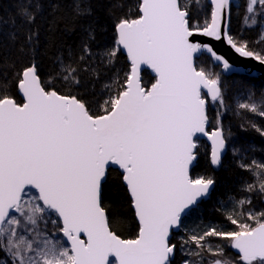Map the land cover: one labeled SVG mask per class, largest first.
<instances>
[{
	"label": "snow or ice",
	"instance_id": "1",
	"mask_svg": "<svg viewBox=\"0 0 264 264\" xmlns=\"http://www.w3.org/2000/svg\"><path fill=\"white\" fill-rule=\"evenodd\" d=\"M104 2L109 16L125 7V0ZM193 2L199 0H136L115 18L112 43L94 50L92 0H71L80 41L57 52L47 75L36 20L46 3L59 10V0H16L7 34L0 20V264H177L178 250L182 264H264V209L252 206L264 201V162L255 159L240 157L238 167L249 173L244 195L223 205L232 230L209 226L174 242L216 185L213 176L193 174L201 136L210 141L214 169L229 149L231 133L220 119L226 89L213 69L239 74L211 43L193 37L224 40L264 67V49L230 34V0H211L203 23L191 13ZM246 12L249 26L264 19V0H247ZM60 23L53 19L48 30ZM64 31L75 34V27ZM102 73L110 75L97 92ZM237 107L264 117V92L257 98L249 89ZM231 151L237 158L245 149ZM110 170L119 172L137 223L133 238L114 230L121 218L104 197Z\"/></svg>",
	"mask_w": 264,
	"mask_h": 264
},
{
	"label": "trees",
	"instance_id": "2",
	"mask_svg": "<svg viewBox=\"0 0 264 264\" xmlns=\"http://www.w3.org/2000/svg\"><path fill=\"white\" fill-rule=\"evenodd\" d=\"M136 0H125L123 9H114L113 16L107 14L108 4L104 0H92V7L96 9V41L93 43V49L104 48L110 45L113 40V25L115 18L124 14L129 10L131 5H134ZM60 8L55 13L52 12L51 3H46L44 12L37 17L36 26L39 27L41 33V53L40 56V71L42 75H47L55 71L53 62L58 51H62L65 45H71L73 48L79 44L82 30L75 26L72 17L71 0H59ZM247 0H232L229 32L237 38V40L247 41L249 47L261 51L264 49V40L261 39L264 34V19L257 17V22L252 25L245 24ZM16 0H0V20L5 21L3 25L4 32L12 28L8 23L16 15ZM191 13L195 19L203 23L204 19L210 18L211 7L207 0H199V3L193 2ZM60 20V28L56 31H49V23L53 20ZM16 27H19L20 21L16 17ZM65 25L69 29L75 27V34L65 32ZM45 45H48L47 47ZM207 55L201 57V61L205 62ZM125 64L124 58L121 57L117 62L116 67L119 69ZM212 67V65H209ZM215 71H220L221 68H214ZM222 73V72H221ZM110 73H102L100 81H96V90L99 91L100 83L108 78ZM145 84L152 82V75L149 72H144ZM222 82L226 89L227 108L221 109V123L225 133H231L229 138V149L224 155L223 166L219 169H214L208 162V144L200 139V157L197 167L193 170V174H203L213 176L216 180L215 188L212 196L206 199L194 213L184 219L186 228L178 230L174 237V242L179 243L181 237L186 238L189 231L199 232L209 226L220 227L225 231L232 230L230 225L223 216L225 207L228 205L229 196L241 197L244 195L240 191L241 183L249 177V173L238 167V160L242 157L241 162L250 163L253 159L264 162V137H262L253 127L264 129V117L249 111L239 109L238 102H245L248 96V90L252 89L258 98L261 92H264V81L258 77L249 76L247 74H231L223 75ZM16 99L20 102V96ZM216 108L209 107V114L212 118V124L209 125V130L215 123ZM232 147L243 148L237 158L232 155ZM105 201L112 205V215L119 216L120 221L114 225V230L122 238H133L137 232V223L133 217L131 209L128 207V197L124 187L120 181L119 172L110 170L108 180L104 189ZM230 206V205H229ZM252 206L256 210L264 209V201L253 199ZM233 251V250H227ZM177 264L182 263L181 253L178 250L176 254Z\"/></svg>",
	"mask_w": 264,
	"mask_h": 264
},
{
	"label": "water",
	"instance_id": "3",
	"mask_svg": "<svg viewBox=\"0 0 264 264\" xmlns=\"http://www.w3.org/2000/svg\"><path fill=\"white\" fill-rule=\"evenodd\" d=\"M208 4L212 10V3L211 0H207ZM231 4L232 0H230V8H229V16H228V29L230 25V13H231ZM194 40L200 42H209L213 45L214 49L217 51L218 54L222 55L224 58L228 59L231 64L235 66L236 69L239 70V74H247L249 76L258 77L262 81H264V67L260 66L256 61L250 58H243L240 57L238 53L234 51L224 40L221 41H209L208 38L202 36H195L193 37ZM221 68V72L223 75H231V73H225ZM250 70V73L249 71ZM150 73V71H149ZM151 74V73H150ZM202 140H204L210 147V141L207 140L206 137L201 136Z\"/></svg>",
	"mask_w": 264,
	"mask_h": 264
},
{
	"label": "rangeland",
	"instance_id": "4",
	"mask_svg": "<svg viewBox=\"0 0 264 264\" xmlns=\"http://www.w3.org/2000/svg\"><path fill=\"white\" fill-rule=\"evenodd\" d=\"M188 218V217H187ZM187 227V225H185V223L183 224V226L181 227V229H179V230H182V228L184 229V228H186ZM189 233H191V231H189ZM182 264V263H181Z\"/></svg>",
	"mask_w": 264,
	"mask_h": 264
},
{
	"label": "bare ground",
	"instance_id": "5",
	"mask_svg": "<svg viewBox=\"0 0 264 264\" xmlns=\"http://www.w3.org/2000/svg\"><path fill=\"white\" fill-rule=\"evenodd\" d=\"M232 5V4H231ZM231 14V13H230ZM209 146V145H208Z\"/></svg>",
	"mask_w": 264,
	"mask_h": 264
}]
</instances>
